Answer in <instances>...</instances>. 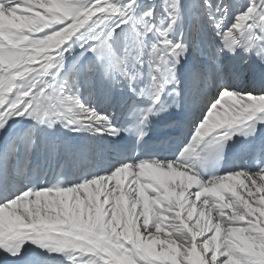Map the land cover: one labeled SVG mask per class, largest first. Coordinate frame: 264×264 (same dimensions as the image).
Wrapping results in <instances>:
<instances>
[{"label":"snow or ice","instance_id":"6c2138e0","mask_svg":"<svg viewBox=\"0 0 264 264\" xmlns=\"http://www.w3.org/2000/svg\"><path fill=\"white\" fill-rule=\"evenodd\" d=\"M0 253L264 264V0H0Z\"/></svg>","mask_w":264,"mask_h":264}]
</instances>
